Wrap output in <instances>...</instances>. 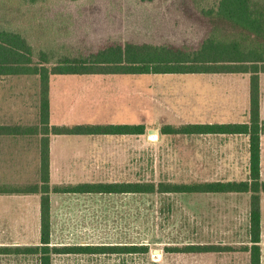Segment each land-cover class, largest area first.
I'll list each match as a JSON object with an SVG mask.
<instances>
[{
	"label": "rangeland",
	"instance_id": "rangeland-1",
	"mask_svg": "<svg viewBox=\"0 0 264 264\" xmlns=\"http://www.w3.org/2000/svg\"><path fill=\"white\" fill-rule=\"evenodd\" d=\"M195 2L207 9L213 7L216 0H0V27L18 31L26 37L33 47L34 61L39 50L49 53L50 60L56 61L63 56L87 54L108 40L195 47L208 27L200 20L203 14L196 6H190ZM204 77L202 74L51 75V124L147 123L146 132L132 143L125 142L123 147L116 142L98 143L100 148L102 144L114 145V150L108 147L109 152L116 159L122 157L120 162L100 164L99 169L89 172H72L75 176L71 174V178L76 181L154 182L228 179L231 175L228 172L196 170L195 155L187 153L188 140L180 134L150 131L155 125L153 121L174 116L160 93L171 97L170 89L197 84ZM38 83L36 75L31 74L0 77V123H38ZM262 84L264 122V78ZM176 98L171 100L182 103ZM4 139L13 146L10 152L3 151V156L5 153L23 158L27 155L29 162L23 165L22 174L8 171L0 164V178L4 174L9 178L2 181L14 185L36 182L37 141L24 135H5ZM26 141L33 144L26 148ZM128 147L130 152L125 154L123 149L127 152ZM100 156L102 159V151ZM232 196L89 193L69 195L61 205L65 204L66 211L81 212L76 218H68V223L85 226L86 234L91 232L82 237L93 242L148 245L147 252L122 255L120 264H131V261L132 264H199L201 261L203 264L213 261L232 264L235 258L230 253L212 255L165 249L189 243L232 242L233 236L219 229L221 220L217 213L235 204L243 211V198L232 199ZM11 206L15 210L21 208L16 203ZM58 209L62 211L63 207ZM66 240L71 241L70 238Z\"/></svg>",
	"mask_w": 264,
	"mask_h": 264
},
{
	"label": "trees",
	"instance_id": "trees-1",
	"mask_svg": "<svg viewBox=\"0 0 264 264\" xmlns=\"http://www.w3.org/2000/svg\"><path fill=\"white\" fill-rule=\"evenodd\" d=\"M37 2L43 0H27ZM195 4V5H194ZM196 6L207 29L195 46L174 43H150L108 40L98 49L80 56H63L56 61L43 50L34 61L32 45L20 32L0 27V77L36 75L39 78V122L31 125L2 124L0 134L39 135V182L22 186L0 185V193L40 195V245L18 248L38 253L40 264H51L56 252H147L148 245L50 246V193H233L250 192L249 241L250 264L260 263V180L261 119L260 74L264 73V0H216L213 7ZM165 73H246L249 76V121L246 123H195L160 127L161 134L245 133L249 137V178L174 182L159 180L87 181L71 185H50L49 141L51 134H138L147 127L139 124L49 123L50 74H165ZM171 252L230 250V246L189 243L168 246ZM11 249L0 248L1 251Z\"/></svg>",
	"mask_w": 264,
	"mask_h": 264
},
{
	"label": "crops",
	"instance_id": "crops-1",
	"mask_svg": "<svg viewBox=\"0 0 264 264\" xmlns=\"http://www.w3.org/2000/svg\"><path fill=\"white\" fill-rule=\"evenodd\" d=\"M165 74H202L205 75L201 82L192 85H183L180 88L171 90V97L161 94L166 105L174 112L173 117H161L154 122L150 131L160 133V127L166 124L181 126L195 123H246L249 121V76L246 73H165ZM51 75H93V74H50ZM128 75V74H125ZM134 75V74H129ZM49 76V123L51 110V80ZM37 77V76H36ZM206 78V79H205ZM264 73L260 74V92L262 93V80ZM38 82L39 78L37 77ZM195 84V85H193ZM39 93V83H38ZM181 99L182 103L172 101L173 97ZM180 96V97H178ZM38 97V96H37ZM165 98V99H164ZM176 98V99H177ZM262 103L260 99V104ZM261 107V119L262 105ZM38 122H39V97H38ZM133 123H97L85 122L75 124H139ZM151 123V122H150ZM8 124V123H0ZM75 124H51V125H75ZM147 126V123H143ZM31 125V124H17ZM161 134V133H160ZM167 134V133H166ZM18 136L21 134H0V164L5 165L8 171L20 172L25 168L23 165L29 162L22 155L3 156V151H11L12 143L6 142L4 136ZM187 141V153L195 155L194 164L196 170L211 172H228V179L216 180H247L249 178V137L245 133H180ZM33 137L38 146V180L39 182V135H24ZM138 134H51L49 141V170L50 185H71L89 180H78L71 178L72 172H85L97 170L100 164H115L120 159L114 158L109 152V142H116L123 147L125 142L132 143L138 139ZM103 146L100 148V143ZM99 143V145H98ZM33 143L26 141V148ZM109 147V148H108ZM114 150V149H113ZM102 151V159H101ZM125 154H129L123 149ZM122 152V153H123ZM193 159V158H191ZM125 160L121 162L124 163ZM190 161V159H189ZM129 162V159H128ZM126 162V163H128ZM260 180L264 181V122L260 134ZM193 169L192 167H190ZM106 169H108L106 167ZM55 171V176H53ZM227 173V174H228ZM19 174V173H18ZM7 174L1 175L0 185L22 186L25 184H10L3 182L7 180ZM75 176V175H74ZM33 182V183H36ZM87 193H50V246H107V245H130L136 243H113L93 242L87 239L86 227L78 224L71 225L68 218H76L81 212H71L61 205L69 195H85ZM205 194V193H203ZM210 194V193H208ZM213 194V193H211ZM218 195H234L232 199L244 200L243 211L239 210L237 204L229 210L217 211L220 217V230L227 232L225 235L233 236L232 242H216L219 246H230L231 249L224 251H203L195 253H230L235 258L232 264H250V253L246 249L249 241V200L250 192L215 193ZM260 263L264 264V191L260 193ZM14 195V196H12ZM12 197H17L12 198ZM15 200V201H11ZM18 204L20 210H15L11 205ZM240 205V204H239ZM8 207L13 209H8ZM63 207L62 211L58 208ZM227 219V222H222ZM67 220V221H64ZM70 225V226H69ZM83 228V229H82ZM73 237V238H71ZM70 238L71 241H64ZM40 195L30 194H9L0 193V248L11 250L0 252V264H40L38 253H25L18 251V248L40 245ZM206 244V243H200ZM131 252H107V251H84V252H56L51 253V264H120L122 255L133 254ZM139 253V252H137ZM121 254V256H119ZM243 259V262H242ZM241 260V262H240ZM129 263V262H128ZM133 261H131V264ZM203 262L201 261V263ZM212 264H217L213 261Z\"/></svg>",
	"mask_w": 264,
	"mask_h": 264
},
{
	"label": "water",
	"instance_id": "water-1",
	"mask_svg": "<svg viewBox=\"0 0 264 264\" xmlns=\"http://www.w3.org/2000/svg\"><path fill=\"white\" fill-rule=\"evenodd\" d=\"M153 131H154V130H153ZM155 131H156V130H155ZM155 131H154V132H155Z\"/></svg>",
	"mask_w": 264,
	"mask_h": 264
}]
</instances>
